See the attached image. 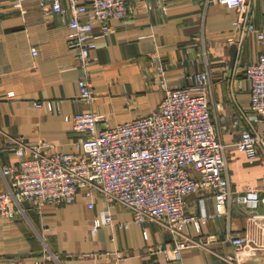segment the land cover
I'll return each instance as SVG.
<instances>
[{"label":"crops","instance_id":"1","mask_svg":"<svg viewBox=\"0 0 264 264\" xmlns=\"http://www.w3.org/2000/svg\"><path fill=\"white\" fill-rule=\"evenodd\" d=\"M128 2L129 17L112 19L110 32L96 38L87 72L95 98L84 103L79 87L84 70L66 43L68 27L59 13L45 16L36 2H26L21 11L15 0H0V164L16 167L21 159L8 148L13 137L30 143L47 141L55 151H82L83 135L67 115L93 110L113 126L156 109L163 99L152 59L158 53L173 86L194 87L191 74L209 70V104L216 131L227 144L231 185L235 190H264V149L250 163L235 145L239 127H249L255 116L244 65L255 62L264 46L252 33L239 46L229 40L236 35V12L225 3ZM251 19L264 24L263 0H251ZM94 30L99 34L100 25L95 24ZM236 118L239 125L233 124ZM257 126L263 130L264 122ZM3 191L6 184L0 171ZM107 202L102 192L88 195L83 188L72 203H44L39 209L26 203L25 214L0 218V264H172V251L186 236L212 240L183 247L184 264H264V251L236 253L229 241L237 233L251 243L264 242V205L253 210L260 215L256 219L234 210L217 215L211 193H194L187 196L184 214L195 216L199 227L191 221L177 234L150 221L127 229L105 225L94 230L92 221L101 217ZM111 211L116 223L132 220L131 209L123 203H112ZM235 254L237 258H227Z\"/></svg>","mask_w":264,"mask_h":264},{"label":"built area","instance_id":"2","mask_svg":"<svg viewBox=\"0 0 264 264\" xmlns=\"http://www.w3.org/2000/svg\"><path fill=\"white\" fill-rule=\"evenodd\" d=\"M225 3L234 8L236 35L229 40L241 45L247 34H254L264 46V24L251 19V0H206ZM26 2H36L43 15L59 13L68 27L66 43L76 52L84 74L79 78L80 100L91 103L95 93L87 72L96 38L107 35L112 19H126L131 12L128 0H15L23 11ZM165 8V7H164ZM264 11V0H263ZM100 25V33L94 25ZM37 53L36 47L32 49ZM155 81L163 90L161 103L148 114L109 125L107 117L93 110H84L66 119L82 133V151H55L47 141L26 142L11 138L8 148L21 157L16 167L1 165L6 191L0 192V218L12 219L25 214V204L39 209L44 203L67 204L76 201L81 189L88 195L102 192L107 205L101 217L92 221L94 230L109 225L127 229L134 223L157 221L174 233H182L197 218L184 214L187 196L211 193L217 215L234 210L239 215L256 219L253 210L264 205V190L233 189L227 169V144L216 131L208 89L212 86L209 70L191 74L194 87L173 86L165 77V66L158 53ZM250 84V108L255 116L249 127H239L240 138L235 145L250 163L264 149V48L255 62L244 65ZM41 105V103H37ZM239 118L233 124L239 125ZM255 122V123H254ZM120 202L131 209V221L114 220L112 203ZM94 202L89 207H94ZM211 236L198 239L186 236L176 243L172 264H184L180 250L186 246L208 244ZM236 253L243 250L264 251V242L251 243L245 235L229 237ZM45 243V242H44ZM47 250L50 252L47 244ZM51 256L56 258L54 253ZM123 255L118 254V258ZM229 260L237 258L228 256Z\"/></svg>","mask_w":264,"mask_h":264}]
</instances>
